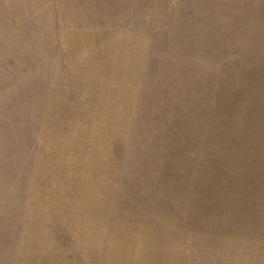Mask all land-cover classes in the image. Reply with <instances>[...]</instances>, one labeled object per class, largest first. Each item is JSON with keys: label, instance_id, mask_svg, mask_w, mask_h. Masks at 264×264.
<instances>
[{"label": "rangeland", "instance_id": "1", "mask_svg": "<svg viewBox=\"0 0 264 264\" xmlns=\"http://www.w3.org/2000/svg\"><path fill=\"white\" fill-rule=\"evenodd\" d=\"M0 264H264V0H0Z\"/></svg>", "mask_w": 264, "mask_h": 264}]
</instances>
